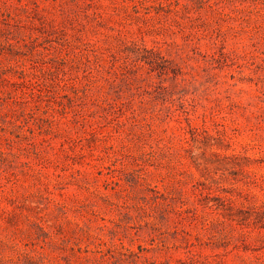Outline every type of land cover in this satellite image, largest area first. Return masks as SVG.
<instances>
[{"label":"rangeland","instance_id":"rangeland-1","mask_svg":"<svg viewBox=\"0 0 264 264\" xmlns=\"http://www.w3.org/2000/svg\"><path fill=\"white\" fill-rule=\"evenodd\" d=\"M0 264H264V0H0Z\"/></svg>","mask_w":264,"mask_h":264}]
</instances>
